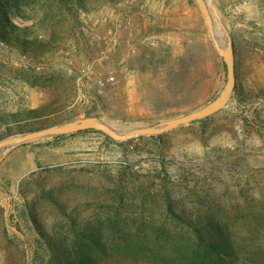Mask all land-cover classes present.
Segmentation results:
<instances>
[{"label": "rangeland", "instance_id": "374dc122", "mask_svg": "<svg viewBox=\"0 0 264 264\" xmlns=\"http://www.w3.org/2000/svg\"><path fill=\"white\" fill-rule=\"evenodd\" d=\"M205 1L220 41L232 39L236 83L249 96L264 90V0ZM41 4L21 5L9 18L48 42ZM78 19L68 38L36 54L0 39L2 116L56 107L44 126L94 116L124 132L195 111L226 82L195 0H91ZM87 68L115 83L95 95ZM83 135L31 140L34 170L18 180L0 175V264H36L48 241L62 247L108 215L119 224H164L173 236L186 222L217 225L244 249L264 244V99L240 103L233 92L218 112L160 135ZM87 147L88 160H68Z\"/></svg>", "mask_w": 264, "mask_h": 264}, {"label": "trees", "instance_id": "16d2710c", "mask_svg": "<svg viewBox=\"0 0 264 264\" xmlns=\"http://www.w3.org/2000/svg\"><path fill=\"white\" fill-rule=\"evenodd\" d=\"M39 1L0 0V39L23 52L31 51L36 54V49L43 51V48L47 49L49 48L47 46L61 42L64 37L68 38L69 33L78 27V11L85 9L87 2L91 0H41L39 10L42 11V15L39 26L48 32V42H44L37 36L30 37L31 32L28 27L19 28L9 18L11 14L20 11L21 5L29 6ZM233 92L240 103L259 98L264 99V90L249 96L238 83ZM57 111L56 107H38L4 116L0 113V123L5 126L4 130L0 131V137L4 138L15 133L33 130L31 127L35 122L40 123L42 127H47L44 125L50 122L48 116ZM81 132L101 133L88 129L55 135L53 138L71 136ZM103 136L113 141L105 134ZM169 211L172 212L171 209ZM115 218L117 215H108L105 220L91 225V228L87 226L83 234L78 232L75 238L73 237L67 244L62 242V247L58 243L48 241L41 254L36 251L33 262L36 264H41V262L43 264H117L120 260L114 259L113 255L119 253L123 256V262L137 264L156 262L264 264V244H256L249 249H244L241 245L234 244L228 234L217 225L204 227L194 222H186L184 234L173 236L164 224L153 225L143 220L137 221L136 224L132 223L134 221L119 224L120 222ZM117 234L121 236L119 240L116 239ZM80 235L81 237H78Z\"/></svg>", "mask_w": 264, "mask_h": 264}, {"label": "water", "instance_id": "95a60500", "mask_svg": "<svg viewBox=\"0 0 264 264\" xmlns=\"http://www.w3.org/2000/svg\"><path fill=\"white\" fill-rule=\"evenodd\" d=\"M195 1L203 15L209 38L218 55L223 60L227 71L226 82L220 93L213 100L195 111L164 120L155 126L134 127L124 132L116 131L108 124L94 116L75 119L62 125H50L37 130L15 134L7 138L0 139V150L6 147L22 145L28 141L42 137L70 134L88 129L99 131L114 141H123L129 138L146 135H160L174 130L182 125L204 119L221 110L229 102L237 81L234 46L232 39L228 34H226V42L224 44L220 41L206 1Z\"/></svg>", "mask_w": 264, "mask_h": 264}, {"label": "crops", "instance_id": "0c3cea01", "mask_svg": "<svg viewBox=\"0 0 264 264\" xmlns=\"http://www.w3.org/2000/svg\"><path fill=\"white\" fill-rule=\"evenodd\" d=\"M241 60V59H240ZM239 60L236 59V71L239 68ZM238 73V72H237ZM239 81V80H238ZM89 133V132H87ZM86 132L76 133V135H80L77 138L82 141L86 140L88 137L84 136ZM48 137H42L35 140H40ZM29 142V141H28ZM33 144H37L40 141H33ZM27 142L23 145L6 147L0 150V175H14L17 180L22 178L26 173L31 172L34 168L39 164L35 161L34 155H31L27 148ZM84 151H76L72 152L69 155H66L68 160L77 161V160H88L90 156L92 157L93 151L85 148ZM27 151V152H26Z\"/></svg>", "mask_w": 264, "mask_h": 264}, {"label": "built area", "instance_id": "2783aa9c", "mask_svg": "<svg viewBox=\"0 0 264 264\" xmlns=\"http://www.w3.org/2000/svg\"><path fill=\"white\" fill-rule=\"evenodd\" d=\"M110 45H115L117 40L115 36H111L110 39ZM76 46H73L70 51H68V54L70 52H76ZM85 76V83L86 84H91L95 87V95H99L102 93V90L104 89V87L107 84H112L115 83V79L113 76H109V77H102L101 75H98L95 71H93L90 68H87L84 70V74Z\"/></svg>", "mask_w": 264, "mask_h": 264}]
</instances>
